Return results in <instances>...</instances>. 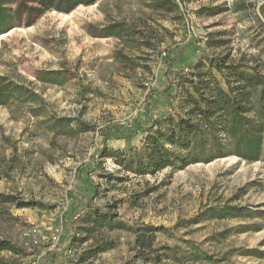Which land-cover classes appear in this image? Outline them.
<instances>
[{
  "label": "rangeland",
  "instance_id": "374dc122",
  "mask_svg": "<svg viewBox=\"0 0 264 264\" xmlns=\"http://www.w3.org/2000/svg\"><path fill=\"white\" fill-rule=\"evenodd\" d=\"M152 1L50 11L29 27L16 22L0 39V76L40 98L0 106V194L31 204L0 203V239L16 249L0 251V264H144L132 262L134 234L92 221L93 210L134 229L162 228L154 234L161 264H264L259 89L246 106L263 130L257 161L237 156L228 139L223 157L210 152L205 162L153 174L99 158L103 148L128 158L145 132L181 114L184 90L191 91L183 77L194 72L195 81L208 60L264 74V0H173L177 10L170 13L147 8ZM238 1L245 11L233 10ZM109 22L144 37H101ZM50 71L59 78L43 74ZM211 74L226 89L222 76ZM62 118L87 130L55 124ZM223 207L228 214L215 218L213 210Z\"/></svg>",
  "mask_w": 264,
  "mask_h": 264
},
{
  "label": "trees",
  "instance_id": "16d2710c",
  "mask_svg": "<svg viewBox=\"0 0 264 264\" xmlns=\"http://www.w3.org/2000/svg\"><path fill=\"white\" fill-rule=\"evenodd\" d=\"M103 1L117 4L131 0H0V36L11 33L16 22L20 23L24 20V25L29 27L33 19L46 12L69 14L77 7L93 6ZM147 8L170 13L177 10V4L173 0H153ZM233 8L235 12L247 9L244 2L240 1L235 2ZM135 34L144 37L142 31L133 30L121 22H109L102 26L100 36L122 38L125 35ZM121 57L126 59L123 55ZM222 62L208 60L209 70L206 72L198 71L203 65H195L193 71H198L195 81L192 80L194 72L183 77L186 79L184 83L190 85L191 91L184 90L181 114L175 118L170 116L162 120L163 122L158 124V128L154 131L150 129L145 132L146 137L138 152L125 158L117 151L103 148L98 152L99 158L112 159L124 167L133 165L140 174L145 172L153 174L166 167L176 165L185 167L189 164L205 162L203 156H209L210 152L215 156L223 157V143L228 139L233 143V150L237 156L249 162L257 161L260 157L263 130L258 128V123L254 122V116L250 114L252 110L246 106H250L251 92H256L258 89L259 99H264V74L255 67L225 65ZM212 69L222 76L226 89L218 84L211 74ZM224 70L228 76H225ZM43 74L55 77L59 75L56 71ZM228 77H234V80L230 81ZM37 78L45 83L54 82L39 76ZM10 101L25 104L39 102L40 98L22 84L0 76V106ZM56 123L60 126L75 125L81 132L87 130L83 128L86 126L67 118L59 119ZM6 202L12 203L18 209L31 206V204L16 201L12 196L0 194V203ZM229 210L228 207L213 210V216L223 219ZM89 215L93 217L92 221L105 222L110 229H122L134 234L133 263L139 260L144 264H161V256L154 248L156 239L154 234L162 228L144 226L134 229L121 222L113 223L111 217L97 210H93ZM86 217L89 218V216ZM84 231L90 233L91 229ZM112 247L108 245L90 249L80 258V261L83 262L92 254L101 253L104 249ZM4 250L16 251L6 240L0 239V251Z\"/></svg>",
  "mask_w": 264,
  "mask_h": 264
},
{
  "label": "bare ground",
  "instance_id": "6f19581e",
  "mask_svg": "<svg viewBox=\"0 0 264 264\" xmlns=\"http://www.w3.org/2000/svg\"><path fill=\"white\" fill-rule=\"evenodd\" d=\"M94 6V5H93ZM10 32H8L7 34L1 35L0 38L6 37L7 35H9Z\"/></svg>",
  "mask_w": 264,
  "mask_h": 264
},
{
  "label": "built area",
  "instance_id": "2783aa9c",
  "mask_svg": "<svg viewBox=\"0 0 264 264\" xmlns=\"http://www.w3.org/2000/svg\"><path fill=\"white\" fill-rule=\"evenodd\" d=\"M56 238H53V240L55 241Z\"/></svg>",
  "mask_w": 264,
  "mask_h": 264
}]
</instances>
